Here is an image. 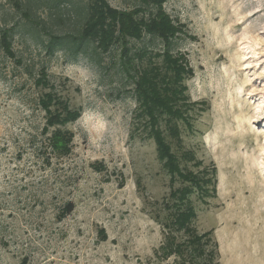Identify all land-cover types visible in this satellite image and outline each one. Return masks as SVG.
Wrapping results in <instances>:
<instances>
[{
	"label": "rangeland",
	"instance_id": "obj_1",
	"mask_svg": "<svg viewBox=\"0 0 264 264\" xmlns=\"http://www.w3.org/2000/svg\"><path fill=\"white\" fill-rule=\"evenodd\" d=\"M14 1L0 0V28L12 29L22 59L0 49V264H177L160 247L172 194L189 183L160 159L119 47L100 65L60 48L48 53L50 33L78 31L85 0H72L80 11ZM164 8L184 24L172 49L191 71L180 116H162L156 128L182 172L210 179L185 200L192 226L217 242V264H264V0H166ZM133 43L162 48L150 36ZM41 67L47 76L36 87ZM41 94L54 97L48 118L60 121L47 133ZM54 129L67 139L65 153L47 146Z\"/></svg>",
	"mask_w": 264,
	"mask_h": 264
},
{
	"label": "trees",
	"instance_id": "obj_2",
	"mask_svg": "<svg viewBox=\"0 0 264 264\" xmlns=\"http://www.w3.org/2000/svg\"><path fill=\"white\" fill-rule=\"evenodd\" d=\"M47 1L56 8L72 9L75 5L72 0ZM165 1L138 0V4L120 9L111 6L107 0H85L84 18L78 31L61 35L50 33L45 48L48 53L63 49L74 58L83 55L100 65L103 55L114 46L119 47L121 71L132 79L135 101L140 112L147 117L148 135L155 141L160 159L168 166L171 174L189 183L172 194L173 203L168 208L173 207L174 210L170 214L171 220L167 225L165 242L160 247V255L163 258L173 256L177 264H217V242L210 232H196L192 226L196 212L189 203H185L191 193L205 192L204 186L210 183V179L202 181L188 172H182L176 157L156 128L160 117L164 116L166 122H171L180 116L179 94L184 89L186 75L191 71L185 54L172 49L173 41L185 36L186 31L184 24L174 21L165 11ZM14 5L17 9L22 8L18 0L14 1ZM75 7L78 11L82 10L78 5ZM11 32V28H0V49L5 57L21 65L22 59L16 58L12 47ZM145 36L159 39L162 48L153 49L134 43L129 45L131 42L142 41ZM46 76V69L41 67L34 85L43 86ZM54 101V97L48 94L38 96V106L47 116L44 133L55 123H60L59 120L55 122L51 117L48 118L51 116L50 107L56 103ZM175 130L176 127L172 128L171 133L174 134ZM66 144L67 139L65 141L60 130H52L47 137V146L53 154L65 153L68 149ZM64 210L65 213L70 212L71 203H67Z\"/></svg>",
	"mask_w": 264,
	"mask_h": 264
}]
</instances>
